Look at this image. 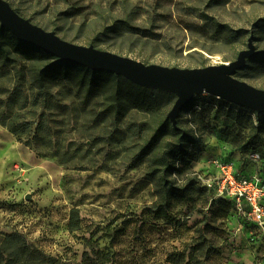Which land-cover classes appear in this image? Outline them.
Returning a JSON list of instances; mask_svg holds the SVG:
<instances>
[{
    "label": "rangeland",
    "instance_id": "1",
    "mask_svg": "<svg viewBox=\"0 0 264 264\" xmlns=\"http://www.w3.org/2000/svg\"><path fill=\"white\" fill-rule=\"evenodd\" d=\"M9 1L65 41L148 64L229 63L250 36L255 51H264V30L253 28L264 19V0ZM216 23L247 34L224 43ZM111 24L140 31L99 34ZM27 66L0 56V120L26 123L24 139L37 134L33 147L42 155L0 123V264H83L84 253L104 264H264V234L197 181L182 200L166 205L159 199L149 156L140 149L176 97L147 111L114 114L105 95L81 106L75 91L60 83L48 89L46 105L35 106ZM242 73L235 77L264 89V61ZM221 101L201 94L179 112L176 125L196 132L199 142L183 174L170 178L177 186L196 175L209 178L214 159L239 162L251 153L261 161L247 170L260 168L264 184V128L255 114ZM175 142L162 140L161 150Z\"/></svg>",
    "mask_w": 264,
    "mask_h": 264
},
{
    "label": "trees",
    "instance_id": "2",
    "mask_svg": "<svg viewBox=\"0 0 264 264\" xmlns=\"http://www.w3.org/2000/svg\"><path fill=\"white\" fill-rule=\"evenodd\" d=\"M5 1H7L21 17L31 21L29 17H26L20 11L18 6L15 7L9 0ZM253 28L256 30H264V19L256 21L253 24ZM120 31L124 33H136L140 31V29L131 27L127 24L122 26L111 24L103 27L99 34H115ZM215 31L217 35L222 38L223 42L227 44L239 42L247 34L243 30H234L228 25L219 23L215 24ZM94 40L95 39H93L92 42H94ZM8 55L18 57L21 61L28 64L26 72H28L27 78L29 81L27 82L29 89L36 90V93L32 94L31 105H46L48 100L46 93L48 89L60 83L67 84L69 90L75 91L73 96L80 100L81 106H84V103L90 99L105 95L107 102L105 106L107 107V111L114 114H119L123 108H137L141 111H147L161 101L169 103L175 98L173 94L139 87L123 77L116 76L109 72L90 71L73 63L60 62L55 57H52L40 49L18 41L6 29L0 28V56H4V58L8 59ZM263 61L264 51L257 52L253 58L247 60L246 66L241 71L236 72L235 75L242 76L243 70H248L251 64L261 63ZM20 77L22 79L26 78L25 74L22 73H20ZM221 102L226 105L237 107L223 100ZM192 103L193 99L188 105ZM237 108L255 114L248 109L241 107ZM198 109L201 108L198 107ZM255 115L259 119V128H264V114ZM0 123L7 127L18 142L23 143L29 148L32 146L30 149L38 156H42L39 150L35 146L33 147V144H36V141L38 142L37 134L33 133L31 138L28 140L24 139V136L30 131L26 123L13 124L7 123L4 120H0ZM171 136L176 139L175 144L170 147L168 146L169 148L165 150H161L160 142ZM198 142V137H195L193 133H189L188 135L181 127H172V131H170L169 121L165 118L158 124L149 140L141 147L140 154L149 156L152 167L149 174L150 179L155 184L157 195L164 204L167 205L172 200L184 199L188 195L189 189L193 186L194 182H196V179H190L187 183H184V185L177 186L176 182L170 178L183 174L191 161L192 151ZM50 156L56 157V155L52 153ZM218 201H222L231 207V204L226 201ZM22 254H28V249L22 250ZM31 254L33 253L31 252ZM82 262L83 264H104L102 257H98V259L94 261L87 253L83 254Z\"/></svg>",
    "mask_w": 264,
    "mask_h": 264
},
{
    "label": "water",
    "instance_id": "3",
    "mask_svg": "<svg viewBox=\"0 0 264 264\" xmlns=\"http://www.w3.org/2000/svg\"><path fill=\"white\" fill-rule=\"evenodd\" d=\"M0 28L6 29L18 41L32 45L55 57L90 71H105L123 77L139 87L175 95L176 99L166 115L173 128H177L179 112L193 99L207 94L257 115L264 114V89L256 88L235 77L257 51L252 36L247 48L238 52L229 63L200 68L165 67L104 51L92 45L83 46L65 41L53 31H46L21 17L5 0H0Z\"/></svg>",
    "mask_w": 264,
    "mask_h": 264
},
{
    "label": "built area",
    "instance_id": "4",
    "mask_svg": "<svg viewBox=\"0 0 264 264\" xmlns=\"http://www.w3.org/2000/svg\"><path fill=\"white\" fill-rule=\"evenodd\" d=\"M192 133L198 137L196 132ZM242 159L239 162L214 159L210 162L214 174L209 178L196 175L195 179L207 191H211L215 200L230 203L234 213L245 225L264 234V184L261 169L252 172L247 170L248 163L259 165L261 160L257 153Z\"/></svg>",
    "mask_w": 264,
    "mask_h": 264
}]
</instances>
